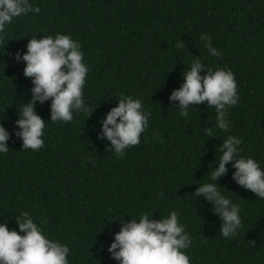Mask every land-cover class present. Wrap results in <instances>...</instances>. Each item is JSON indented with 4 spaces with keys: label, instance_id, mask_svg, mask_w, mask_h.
<instances>
[{
    "label": "trees",
    "instance_id": "16d2710c",
    "mask_svg": "<svg viewBox=\"0 0 264 264\" xmlns=\"http://www.w3.org/2000/svg\"><path fill=\"white\" fill-rule=\"evenodd\" d=\"M29 2L41 11L14 18L0 33V124L10 133L9 151L0 153V223L19 232L15 220L28 212L46 238L69 247V264H119L108 248L121 222L175 211L191 237L183 250L190 264H264V199L232 179L231 163L217 183L240 206L238 235L223 237L211 203L189 198L197 186L215 183L218 148L230 135L242 141L239 155L264 170V0ZM57 33L81 45L89 69L83 99L93 112L87 118L73 110L72 121L51 122V100L37 102L46 121L44 147L23 150L15 121L33 85L15 54L22 56L31 38ZM202 34L221 56L209 54ZM179 40L186 47L177 48ZM196 59L235 76L239 100L227 109L228 132L218 128L206 102L184 117L178 101L169 100ZM121 96L139 99L151 115L140 143L119 158L110 141L97 137Z\"/></svg>",
    "mask_w": 264,
    "mask_h": 264
},
{
    "label": "clouds",
    "instance_id": "9594fccd",
    "mask_svg": "<svg viewBox=\"0 0 264 264\" xmlns=\"http://www.w3.org/2000/svg\"><path fill=\"white\" fill-rule=\"evenodd\" d=\"M39 7H33L29 0H0V33L14 18L30 12L39 13ZM2 39V37H0ZM211 56L219 57L221 53L212 45L211 36L202 34ZM27 51L15 54L16 61L25 62L23 74L30 78L31 99L23 103L19 110L20 118L15 121L18 129L15 135L22 140V149L39 151L44 147L45 120L35 111L37 102L44 104L51 100V122H70L73 110L91 116L93 109L85 106L83 88L88 67L83 63L84 54L81 45L70 35L59 34L53 38L45 36L31 38L26 45ZM177 48L186 47L183 40L176 43ZM206 70L204 75L201 71ZM184 81L178 89L172 91L169 100L178 101L180 114L188 116L192 105L207 103L208 108L216 112V124L222 131H230L227 109L235 106L239 100L237 82L231 70L205 68L199 59L192 62L189 71L183 73ZM118 104L112 107L102 119V131L98 139L110 141L109 150H114L122 158L125 150L140 143L141 134L149 124L150 112L143 111L142 102L131 96H121ZM209 137H214L210 127H204ZM9 131L0 124V153H7ZM241 139L228 136L219 146L218 167L211 171V180L197 186L189 195L190 199L203 197L211 203V209L221 220L220 233L225 238L238 235L242 228L240 206L232 203L221 194L217 181L225 176L228 167L235 171L232 179L241 187L250 190L257 198L264 199V170L252 158L240 156ZM163 196L164 193H158ZM153 216V214H152ZM141 214L139 221L131 219L121 222V228L114 234L108 251L119 264H190L189 257L183 251L191 244V237L180 224L178 213L173 211L166 218L159 220ZM19 232L10 230L7 223H0V264H69L70 249L43 234V230L33 221L30 213L22 212L16 218Z\"/></svg>",
    "mask_w": 264,
    "mask_h": 264
}]
</instances>
